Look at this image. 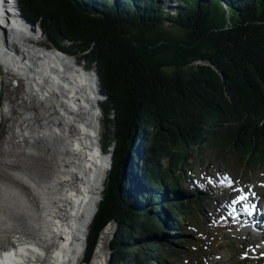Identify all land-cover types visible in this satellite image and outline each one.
I'll list each match as a JSON object with an SVG mask.
<instances>
[{"label":"trees","instance_id":"1","mask_svg":"<svg viewBox=\"0 0 264 264\" xmlns=\"http://www.w3.org/2000/svg\"><path fill=\"white\" fill-rule=\"evenodd\" d=\"M18 1L51 46L84 59L88 72L97 69L106 94L101 104L104 146L115 141L116 148L82 262L88 264L101 232L115 222L110 241L114 264H123L124 257L129 259L126 264H146L145 256L157 264H171L183 239L151 240L163 226L161 206L153 207L154 189L135 191V170L158 190L170 178L166 189L173 196L177 181L192 174L176 167L178 160L189 162L190 149L199 154L217 150L236 154L241 161L246 157L249 164H264V0H177L174 7L163 0H118V5L109 0ZM162 37L183 43L184 49L179 46L171 53L173 67L203 63L183 73H165V67L155 64L162 61L145 58L141 51L143 44L151 50L157 42L169 47ZM176 57L181 64H175ZM143 128L152 137L139 156L135 147ZM130 154L133 172L123 168ZM184 186L185 196L191 191ZM193 192L196 206L208 199L206 188ZM173 202L168 206L172 215L183 213L184 222L174 220L182 235L187 215L196 212H185L190 201ZM145 206H151L154 216L142 209ZM134 239L146 241L143 252L131 247Z\"/></svg>","mask_w":264,"mask_h":264},{"label":"bare ground","instance_id":"2","mask_svg":"<svg viewBox=\"0 0 264 264\" xmlns=\"http://www.w3.org/2000/svg\"><path fill=\"white\" fill-rule=\"evenodd\" d=\"M21 8L18 0H0V48L3 54H6V49H13L7 58L2 59L0 55V62L6 70L18 77L20 73L15 72L14 65H7L6 59L10 57L12 61L19 63L16 68L25 69L27 64L21 60L26 58V55L19 54L28 40L35 41L43 50L44 47L50 52L57 49L38 41L41 36L35 35L36 31L33 35L32 29L35 26L23 17ZM3 35L6 38H3ZM15 46L17 47L14 48ZM57 50L61 52L57 57L63 55L78 61L75 56ZM31 59L29 57L28 61ZM35 68V74L27 79L26 92L28 96L39 100L42 105L39 108L40 115L38 121L33 120L31 116L28 122H23L22 119L25 118L21 120L25 128L29 123L34 131L30 142H38L39 145L34 147L27 144L26 140L31 134V130L27 128L24 134L28 145L26 152L33 154V149H36V153H45L49 146L50 150L47 152L51 160L53 158V168L47 179L36 182L17 173L23 179L26 189L40 196L42 209L36 213L32 210V215L23 198L15 190L0 186V264H80L87 248L89 226L97 211L99 197L102 196L106 171L112 163V155L101 152L99 148L100 135L98 134V140L95 138L96 119L100 116V111L94 101L98 103V99H101L98 81L94 71L89 77L85 76V73L84 76L73 74L68 66L60 61L53 64L50 60H44L38 62ZM78 77L81 82H78ZM67 78H73V81H67ZM87 89L92 93L91 102L84 94ZM98 151L101 152L100 155ZM95 179L97 182L93 187L100 194L92 193L91 199H87L86 191ZM250 211L247 219L257 220L259 210L256 208L254 212L252 209ZM218 212L222 216V209ZM33 213L36 216H33ZM161 222L166 229L168 226L169 229L175 228L172 223ZM114 226L115 223H111L103 229L88 264L113 262L112 253L107 261L106 249H110V236L114 235ZM239 228L246 231L243 225H239ZM248 237H252V234ZM254 237L256 240L260 238L255 234ZM247 240L251 242L250 239ZM12 244L15 245L13 252L5 254L4 246L8 245L10 248ZM69 249H72V255L67 259L66 253Z\"/></svg>","mask_w":264,"mask_h":264},{"label":"rangeland","instance_id":"3","mask_svg":"<svg viewBox=\"0 0 264 264\" xmlns=\"http://www.w3.org/2000/svg\"><path fill=\"white\" fill-rule=\"evenodd\" d=\"M111 3H114L115 5H118V0H109ZM166 2L167 5L170 6H176L177 0H163ZM180 6V5H179ZM102 13L100 12V15ZM18 17V16H17ZM17 21V20H16ZM13 28V27H12ZM6 30V29H5ZM35 35L41 36L40 39H38L39 42L42 44L53 47L50 45V42L46 39V37L40 32L38 27H34L32 29L33 35L34 32ZM1 32V30H0ZM41 33V35H40ZM3 38H6L5 35L2 36ZM146 37H149L147 35ZM169 41V47L166 46L163 42H157L156 47L153 48L159 53H157L155 50H151L149 46H145L143 44L140 49L145 54V58L152 56L151 58H155L156 61H162L161 63H155L158 64L159 67H165L167 71H164L168 74H173L174 72H184L188 66H197L202 64L203 62L198 61H192L190 63H187V66L182 67V65H177L176 67H173V62L170 60L174 55L171 56V53L173 49L175 50L179 46L182 47L183 43L172 41V38L170 37H162ZM174 45V48L172 46ZM41 45V44H40ZM178 45V46H176ZM176 46V47H175ZM15 46L14 48H16ZM183 48V47H182ZM184 49V48H183ZM16 49H14L15 52ZM13 49H6V54H3V50L0 48V55H2L3 58H7V55H10ZM57 49L47 50L44 47V50L38 46L35 41L28 40L26 43V46L24 50L19 55H26V58L21 60L22 63L27 64V67L25 69L16 68L18 67L19 63L15 60L12 61V59H6L7 65H10L15 67V72L20 73L18 74L19 77L13 72H10V70H6L5 67L0 62V107H2V113L0 114V186L3 187H10L11 189L15 190L25 201V206L28 208L30 214L32 215V210L36 212L40 211L42 209L41 206V199L40 196H38L33 191H28L26 189V186H24L23 179L20 176L24 177H30L32 181H42L47 179L51 173V170L53 168V158L51 160V156L49 154L50 147L47 149V153L43 152H37L36 149H33V154H28L26 152V149L28 148V145H33L36 147L39 145V143H33L30 142L31 137L34 135V131L31 129V125L28 123L27 127L23 126V122L30 121V116L33 117L32 119L35 121H38V117L40 115L39 108L42 106L39 104V100H36L33 96H28L26 92V85H27V79L31 78L35 72H36V66L38 62L47 61L50 60L53 64H57L59 61L62 64H66L68 68L73 72V74H80V76H90L92 73L88 72L87 70H90L86 68V62L83 60H77L73 57H66L63 55H59L57 57V54H59ZM186 53V51L184 52ZM82 55V53L77 54ZM31 57L32 59L28 61V58ZM78 57V56H77ZM1 59V60H2ZM3 61V60H2ZM182 61V60H181ZM20 62V63H21ZM154 62V61H153ZM4 63V62H3ZM182 62H179L177 57L175 59V64H181ZM5 64V63H4ZM81 64L83 67H81ZM6 65V64H5ZM51 65V64H50ZM184 69V70H183ZM73 81V78H67V81ZM78 82H81V78L78 77ZM86 91V90H85ZM87 97L86 99L89 100V102L93 101L92 93L90 89H87V91L84 93ZM101 96V95H100ZM105 99V97H101V99H98V107L100 111V116L96 119V128H97V134L96 139L98 140V134L100 135V141L99 148L101 149V152L106 153L110 156V154H114L115 152V144L116 142L113 141L112 145L110 144L107 148H105V137H104V114L103 110L101 108L102 101ZM100 103V104H99ZM36 113V114H33ZM26 114H30L27 115ZM114 114V111L113 113ZM25 118V119H22ZM114 118V117H113ZM23 122H22V120ZM31 119V120H32ZM30 126V127H29ZM31 130V134L28 136L26 142H25V133L27 132L26 129ZM16 132V133H15ZM19 132V133H18ZM148 128H143L141 139L137 146L135 147V153L136 155L139 154L141 156L142 150L145 148V143L147 145V142L149 143L148 139L152 137V135L148 133ZM11 135L10 137H7ZM19 135V136H18ZM146 139V140H145ZM10 141V143H9ZM151 142V141H150ZM134 142L132 143V145ZM105 150H104V149ZM190 149V148H189ZM188 149V150H189ZM180 151V150H176ZM98 151V155L101 154ZM42 153V154H41ZM188 155L190 157V160L188 163H184L183 159L178 160L176 167H181L184 170H190L193 172V176L196 177V179H202L206 175H213L215 177L218 176H230L233 179V193H237L242 186H245L247 190H249L250 196L254 197L257 196L258 198H261V203H264V164H249L247 163V158L243 157V160L239 157H237L236 154H225L223 155L217 150H211L208 149L207 151H203L202 154H199L196 149H190L188 152ZM50 156V157H49ZM106 156V155H104ZM113 162V161H112ZM166 163L167 161H163V163ZM134 159L130 155L125 157L123 162V168L128 167V169L135 170L133 166ZM139 164V162H136ZM112 168V165L109 164V169L106 171L107 175L105 177L107 178L108 174L110 173ZM17 173L20 175H17ZM104 178V182L106 180ZM204 179V178H203ZM134 189L135 191L138 190L137 188H141L142 190H146L147 192L151 191V189H154L157 192V200L154 202L155 205H160L161 209L159 211L158 216L160 217V221H166L173 225H175L174 220L176 222H180L184 219L181 212L178 216L172 215V210L168 206L171 205V200L174 201H181L184 202L185 200L190 201L191 205H187L185 208V212L187 211L190 213L191 211H195L193 215L189 214L186 218L185 230L182 231V235L178 234V229L173 230L175 228H164V226H161L162 228L159 229V231H155L156 235L155 237L151 238L152 241H155L156 243L159 242H168L169 240H173V237L180 236V238L183 239L181 250L179 253H175V257L171 259V264H264V250L262 248H259L261 245L257 242L255 238L251 237V241L253 242V248H257L259 250H253L252 245L249 248V242L246 241V238L248 236L244 234L239 229V225L235 224L233 227H227L224 224L223 218L217 216V213L220 211L218 204H214V199H212L209 194L208 199L204 200V203L198 202L200 206H196L194 204L193 198H197L194 190V185L188 180L187 187L184 186L185 189L191 191V193L187 195H183L181 192L183 189V185L179 186V180L177 181V185L173 186L172 195H170V192L167 191V193L163 192L162 188L161 190H158L157 185L154 183H151L150 185L144 183L142 179V175L139 174L136 170L134 173ZM133 180V181H134ZM204 183H208L210 186V190L213 189V191H218L219 188L215 183L204 179ZM136 181H138V184H136ZM167 181H171L170 178H167ZM93 180V183H90L88 186V189L86 191L87 199H91L92 193L94 194H100L98 190H96L93 186L94 183H96ZM167 182V183H168ZM199 180L195 181L194 183L198 186ZM221 182V181H220ZM203 183V184H204ZM169 185V183H168ZM104 186V183H103ZM25 187V188H24ZM200 187V185H199ZM104 188H102V194H103ZM176 190V191H175ZM139 191V190H138ZM176 192V194H175ZM183 195V197L179 196ZM211 194H217V193H211ZM170 197V198H169ZM189 197V198H188ZM182 198V199H181ZM102 200V196L99 197V203ZM98 203V204H99ZM97 204V209H98ZM146 207V208H145ZM142 207V209L148 210L150 215L154 216V213L150 210L151 206H145ZM153 210V209H152ZM157 212V211H156ZM155 212V213H156ZM96 213V212H95ZM95 215V214H94ZM33 216H36L33 213ZM163 219V220H162ZM184 222V221H182ZM229 222H231L229 220ZM222 223V224H221ZM176 226V225H175ZM176 231V232H175ZM113 232L115 235L116 228L114 226ZM114 235H111V240L113 239ZM253 236V235H252ZM110 240V241H111ZM98 243V242H97ZM110 244V243H109ZM146 241H139L138 239H134L132 241V246H136L139 250L143 252ZM14 244H12L9 248L8 245L4 246V253L5 254H11L14 249ZM86 246H88V241L86 243ZM96 247V246H95ZM94 247V249H95ZM252 248V249H251ZM94 249L92 253H94ZM87 251V248H86ZM223 253V254H222ZM107 254V261H109V258L111 256L110 249H106ZM72 255V249H69L66 253V258L69 259ZM126 256H131V252L125 253ZM93 256V255H92ZM84 256L80 261V264H84L86 262H82L84 260ZM144 260L146 264H157L156 261L150 260L148 257H144ZM123 264H126L129 259H126L124 257V260H120ZM108 263V262H107ZM111 264H114L111 262ZM119 264V263H117Z\"/></svg>","mask_w":264,"mask_h":264},{"label":"water","instance_id":"4","mask_svg":"<svg viewBox=\"0 0 264 264\" xmlns=\"http://www.w3.org/2000/svg\"><path fill=\"white\" fill-rule=\"evenodd\" d=\"M19 8H20V6H18ZM22 9V8H21ZM22 14H23V17L24 18H26L28 21H29V23H31L32 25H34L35 27H38L37 26V24H36V22H34L33 20H31L29 17H27L24 13H23V11L21 12ZM38 29H39V27H38ZM91 71H94L95 72V74H96V77H97V81H98V92H99V94L101 95V97H105L106 96V94L104 93V91H103V88H102V85H101V82H100V78H99V74H98V71H97V69L96 68H94V69H91ZM112 155V157H111V161H113V154L111 153L110 154V156ZM111 165H112V163H110ZM179 196H181V197H183L182 195H180V194H178ZM189 198V197H188ZM182 199V198H181ZM111 223H115V222H111ZM111 223H109V224H111ZM115 226H116V223H115ZM86 242H87V238H86Z\"/></svg>","mask_w":264,"mask_h":264},{"label":"clouds","instance_id":"5","mask_svg":"<svg viewBox=\"0 0 264 264\" xmlns=\"http://www.w3.org/2000/svg\"><path fill=\"white\" fill-rule=\"evenodd\" d=\"M37 24V23H36ZM38 26V25H37ZM39 27V26H38ZM39 30H40V28H39ZM40 32H41V30H40Z\"/></svg>","mask_w":264,"mask_h":264},{"label":"snow or ice","instance_id":"6","mask_svg":"<svg viewBox=\"0 0 264 264\" xmlns=\"http://www.w3.org/2000/svg\"><path fill=\"white\" fill-rule=\"evenodd\" d=\"M241 199H245L244 197H241Z\"/></svg>","mask_w":264,"mask_h":264}]
</instances>
